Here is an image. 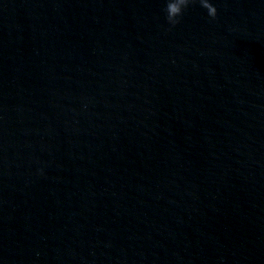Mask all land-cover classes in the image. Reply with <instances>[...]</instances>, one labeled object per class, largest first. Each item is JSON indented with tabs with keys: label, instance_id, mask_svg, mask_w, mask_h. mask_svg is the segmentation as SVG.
I'll use <instances>...</instances> for the list:
<instances>
[{
	"label": "water",
	"instance_id": "obj_1",
	"mask_svg": "<svg viewBox=\"0 0 264 264\" xmlns=\"http://www.w3.org/2000/svg\"><path fill=\"white\" fill-rule=\"evenodd\" d=\"M0 264H264V0H0Z\"/></svg>",
	"mask_w": 264,
	"mask_h": 264
}]
</instances>
